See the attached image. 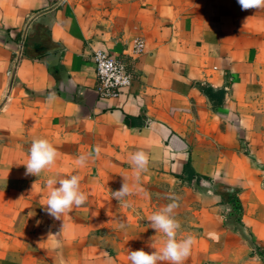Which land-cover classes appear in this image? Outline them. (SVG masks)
<instances>
[{
	"label": "crops",
	"instance_id": "crops-1",
	"mask_svg": "<svg viewBox=\"0 0 264 264\" xmlns=\"http://www.w3.org/2000/svg\"><path fill=\"white\" fill-rule=\"evenodd\" d=\"M97 49L127 64L119 97L95 91ZM38 137L59 156L25 176ZM72 174L88 199L57 220L46 180ZM124 181L127 206L112 195ZM173 202L177 239L194 238L183 264H264V9L0 0V264H131L129 251L163 247L148 217Z\"/></svg>",
	"mask_w": 264,
	"mask_h": 264
},
{
	"label": "clouds",
	"instance_id": "clouds-1",
	"mask_svg": "<svg viewBox=\"0 0 264 264\" xmlns=\"http://www.w3.org/2000/svg\"><path fill=\"white\" fill-rule=\"evenodd\" d=\"M237 3L242 11L264 9V0H237ZM54 98V94H50L48 100L51 101ZM99 151L100 149L97 148L96 152L99 153ZM27 156V162L23 164L26 169L24 175L40 177L43 172L55 165L59 152L48 139L38 137L32 139ZM86 159V156L81 155L76 164L83 167ZM130 161L135 169L136 177L139 179L140 173L147 170L148 155L143 151H137L130 155ZM46 184L49 192L43 206L46 212L57 220H60L61 216L71 211L73 207L83 206L88 199L86 193L81 190L78 174L67 177H49ZM131 193L132 188L124 181L121 189L112 192V195L119 203L127 206L126 198ZM176 207L178 205L175 202L169 203L148 217V221L151 222L150 227L157 233H162L166 239L159 251L156 250L152 253H148L143 249L129 251L128 258L131 264H160L163 261H167L169 264H183L189 257L194 238L188 235L177 239L181 225L174 216Z\"/></svg>",
	"mask_w": 264,
	"mask_h": 264
},
{
	"label": "built area",
	"instance_id": "built-area-1",
	"mask_svg": "<svg viewBox=\"0 0 264 264\" xmlns=\"http://www.w3.org/2000/svg\"><path fill=\"white\" fill-rule=\"evenodd\" d=\"M144 43L141 38L131 40L133 55L142 53ZM96 77L95 91L101 98H116L122 95L132 80V75L122 58L110 55L107 51L97 49L92 54Z\"/></svg>",
	"mask_w": 264,
	"mask_h": 264
},
{
	"label": "water",
	"instance_id": "water-1",
	"mask_svg": "<svg viewBox=\"0 0 264 264\" xmlns=\"http://www.w3.org/2000/svg\"><path fill=\"white\" fill-rule=\"evenodd\" d=\"M17 58H18V56H17ZM16 60H17V59H16ZM15 66H16V62L14 63L13 69H12V71H11V77H10V83H9V86H11V83H12V80H13V74H14Z\"/></svg>",
	"mask_w": 264,
	"mask_h": 264
},
{
	"label": "trees",
	"instance_id": "trees-1",
	"mask_svg": "<svg viewBox=\"0 0 264 264\" xmlns=\"http://www.w3.org/2000/svg\"><path fill=\"white\" fill-rule=\"evenodd\" d=\"M185 171H187L186 167H185ZM236 205H237V204H236ZM236 209H238V210H239V206H238V207H236Z\"/></svg>",
	"mask_w": 264,
	"mask_h": 264
}]
</instances>
